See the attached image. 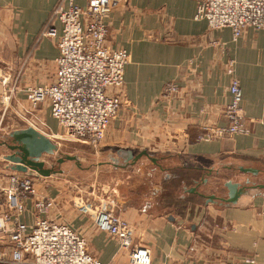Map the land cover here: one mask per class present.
Segmentation results:
<instances>
[{
    "label": "crops",
    "instance_id": "1",
    "mask_svg": "<svg viewBox=\"0 0 264 264\" xmlns=\"http://www.w3.org/2000/svg\"><path fill=\"white\" fill-rule=\"evenodd\" d=\"M88 1L75 0L82 8ZM112 1L115 4L106 19L107 45L110 49L124 48L131 55L122 90L125 107L99 149L109 154L108 175L112 177H99L85 188L56 176L33 177L35 199H52L55 205L47 214H38L34 199H29L24 221L31 224L41 217L69 224L82 234L89 251L103 264H128V255L118 242L100 232L95 219L82 211L84 201L94 198L107 202L140 235L151 249L152 264H180L185 253L179 252L192 235L164 228L166 219L172 217L164 211L165 195L174 200L176 189L188 187L194 199L206 205L211 203L207 196L229 198L228 190L226 197L216 190L232 181L250 188L238 201L240 210L228 218L236 229L227 239L248 253H256V264H264V192L252 188L264 183V30L247 28L234 40L230 28L212 30L206 21H197L193 0ZM64 3L0 0V72H11V87L15 89L11 108L6 111L0 105L1 134L32 126L54 142L56 132L50 134L43 128H51L50 104L32 109L26 91L55 82L60 22H55L57 37H48L45 32L54 12L67 6ZM232 61L243 90L242 106L250 134L199 141L201 124H227ZM3 75L0 103L6 91ZM171 82L182 89L167 104L161 96ZM24 120L30 126H20ZM120 151H131L134 156L146 151L157 164L143 157L127 168L113 166L126 163ZM11 154L0 146V213L2 187L11 175H25L10 168L12 164L5 157ZM51 158H44L48 168L53 167ZM247 169L259 173H247ZM258 209L263 210L262 215Z\"/></svg>",
    "mask_w": 264,
    "mask_h": 264
},
{
    "label": "built area",
    "instance_id": "2",
    "mask_svg": "<svg viewBox=\"0 0 264 264\" xmlns=\"http://www.w3.org/2000/svg\"><path fill=\"white\" fill-rule=\"evenodd\" d=\"M193 1L197 5V21H206L212 30L230 28L234 40H238L247 28L264 30V0ZM64 2L67 6L54 12L53 21L45 32L48 37H57L59 31L55 22H60L62 31L57 42L55 82L28 88L26 99L32 109L48 102L51 116L68 139L99 149L125 107L122 90L131 55L124 48L110 49L107 45L106 19L115 4L112 0H89L85 8L75 0ZM228 72L232 80L231 101L225 110L227 124H201L199 141L250 134L234 61L229 64ZM2 84L6 89L2 104L8 106L15 92L11 87L12 74L4 73ZM181 89L178 83L167 84L161 100L172 103ZM2 194L0 264H103L89 251L82 234L69 224L41 217H36L31 224L24 221L29 199H34V211L38 214H47L55 205L52 199H35L37 189L31 177L11 175L2 187ZM82 211L95 219L100 232L118 242L128 255V264H152L151 249L107 203H85ZM246 263L256 264V259H247Z\"/></svg>",
    "mask_w": 264,
    "mask_h": 264
},
{
    "label": "rangeland",
    "instance_id": "3",
    "mask_svg": "<svg viewBox=\"0 0 264 264\" xmlns=\"http://www.w3.org/2000/svg\"><path fill=\"white\" fill-rule=\"evenodd\" d=\"M6 72L10 71L4 69L0 74ZM2 100L3 98H1L0 105L6 108V105L2 104ZM11 106L12 99L6 111ZM19 124L22 127L30 126L29 122L25 120ZM49 124L51 126L50 129L48 126L42 127L50 132V134L56 132L54 142L60 148L58 156L49 159V163L56 170L61 169L64 171L63 176H58L57 178L67 180L70 183L72 182V184H77L78 187L85 188L91 185L92 182H96L99 177L102 179L103 176L104 178L109 176V164L99 166L102 162L109 163L108 152L105 153L101 150L99 151L100 148L95 149L81 142L68 139L63 129L53 117L49 121ZM66 155L77 156L82 162L83 168H78L72 162L59 165L57 162L58 158ZM187 189L190 188L187 187ZM187 189L182 187H179L178 190L176 189V192L173 193L174 200L171 198L166 199V195L164 197L165 214H170L173 220L166 219L164 222L166 226L163 225V227L168 228L170 226L173 231L179 229L192 235L190 240H187L188 244L182 249L183 251L179 252L180 254L185 253L184 256L181 254L183 260L185 257V261H181L180 264H247V259H256V253L250 251L248 253L246 249L234 246L227 239L229 233L236 229L235 225L228 218L240 210V208H237L238 205H218L211 203H206L205 205V203L196 201ZM227 190L225 185L222 184L216 191L220 195H223V197H226ZM182 197H185V199H181ZM84 202L86 204L100 203L94 198H88ZM84 204L82 205L84 206ZM258 212L262 215L263 210L258 209ZM192 226L195 227V231H192ZM136 236L138 239L141 238L140 235L136 234ZM148 236L150 237L151 235Z\"/></svg>",
    "mask_w": 264,
    "mask_h": 264
},
{
    "label": "water",
    "instance_id": "4",
    "mask_svg": "<svg viewBox=\"0 0 264 264\" xmlns=\"http://www.w3.org/2000/svg\"><path fill=\"white\" fill-rule=\"evenodd\" d=\"M0 146L7 147L12 151L11 155L5 157V160L11 165V169L18 173H23L28 177H51L63 176V170H56L54 167L48 168L44 161L46 156L57 157L60 148L46 135L38 131L34 127H28L22 130H16L5 134L0 133ZM119 155L125 160V164H112L119 168H127L131 164H136L143 157L151 158L157 164V159L143 151L134 156L131 151H120ZM59 165H64L67 162L75 163L80 169L83 164L77 156L66 155L59 157L57 160ZM109 163L102 162L99 166H104ZM247 173L258 174L259 171L247 169ZM250 184V183H248ZM229 191V198H218L216 196H204L211 203L220 202L222 204L236 205L243 195L246 194L250 187L243 186L240 183L229 181L225 184ZM252 188L264 192V184L254 185ZM195 190V189H194ZM173 220L172 217L169 218Z\"/></svg>",
    "mask_w": 264,
    "mask_h": 264
}]
</instances>
